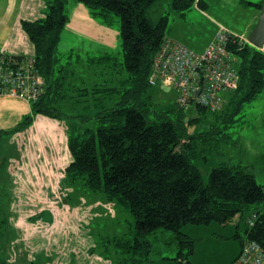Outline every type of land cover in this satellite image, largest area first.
<instances>
[{"label": "trees", "instance_id": "trees-1", "mask_svg": "<svg viewBox=\"0 0 264 264\" xmlns=\"http://www.w3.org/2000/svg\"><path fill=\"white\" fill-rule=\"evenodd\" d=\"M67 1L46 0L45 16L21 22L34 53L32 57L16 55L34 58L45 83L38 98L29 102L0 94L26 101L31 108L14 130L0 131L1 151L8 152L6 141L32 126L39 115L61 121L70 155L60 179L61 186L71 190L64 199L78 191L95 193L103 204L128 210L142 236L159 228L174 231L180 242L190 245L187 256L194 253L196 240L182 231L184 225L240 223L245 212L256 205L246 236L238 232L234 235L240 239V250L224 264L240 257L249 241L258 242L264 250V184L257 181L252 167L220 164L213 167L205 182L195 162L204 149L202 145L214 134L225 133L243 104L262 92L264 50L249 44L234 45L239 84L226 94L220 111L197 106L193 117L176 101L177 105L167 111L157 110L153 118L152 88L162 84L151 83L149 77L155 54L170 37L166 34L167 15L155 24L148 16L158 0H78L102 23H110L107 21L112 15L121 18L123 65L128 77L120 87L105 83L79 86L71 76L75 70L62 64L58 46L68 22ZM262 3L256 5L261 9ZM194 4L205 6L203 0L172 2L181 13ZM103 60L110 61L111 56ZM117 93L120 99L109 105L108 96ZM170 111L176 113V118L169 115ZM202 123L207 129H201ZM14 157L21 158V153L16 151ZM14 157L0 155V174H11L10 158ZM141 242L150 245L147 240H138ZM0 264L12 263L3 260ZM178 264H190L189 257L184 263L180 256Z\"/></svg>", "mask_w": 264, "mask_h": 264}, {"label": "rangeland", "instance_id": "rangeland-1", "mask_svg": "<svg viewBox=\"0 0 264 264\" xmlns=\"http://www.w3.org/2000/svg\"><path fill=\"white\" fill-rule=\"evenodd\" d=\"M3 1L0 0V3ZM72 1L68 0L66 4L68 22L61 35L63 43L58 47L62 64L75 70L71 76L79 86L105 83L120 87L128 77L123 65L121 18L112 15L107 21L110 23H102L83 3L76 0V3L86 9L93 22L92 25H86L79 16L81 10H77ZM203 1L204 7L194 4L181 13L173 8V0H158L149 9L148 16L155 24L163 15H167L166 34L196 51H203L222 28L248 36L250 31L245 25L257 12L260 14V8L256 4L264 0ZM68 25L83 27V31L69 27L67 33ZM107 30L118 34L113 40H104ZM91 33L93 35L90 36ZM97 35L100 37L97 38ZM17 42L24 51V46L29 45L24 55L32 57L34 48L23 29L21 35L17 36ZM104 56H111V60H103ZM90 57L93 60H90ZM230 91L223 94L224 104L226 94ZM151 93L154 112L150 116L153 118L157 117V110L167 111L177 105V93L169 87L158 85L152 88ZM117 95L108 96L109 105L120 99V94ZM223 106L221 105L220 110ZM196 108L190 106L185 112L195 116ZM30 113L31 108L26 101L17 97H0V131L14 130ZM169 115L176 118L175 112L170 111ZM209 115L212 116L211 113ZM235 118L236 121L225 133L214 134L213 138L202 145L204 149L195 162L205 182H208L213 167L224 163H241L251 166L257 181L264 184V88L254 100L243 104ZM46 121L40 122L37 117L32 126L22 131L23 134L16 133L10 141H6L8 152H2L0 149V155L8 157H14L16 151L21 153V158L17 160L15 157L10 158L11 174H0V262L9 260L12 264H178L181 256L184 263L189 257L190 264H224L240 250V239L234 235L238 232L241 236H246L245 230L252 224V220H248L252 217L256 205L245 212L240 223L235 221L228 226L216 222L184 225L182 231L196 240L194 253L187 256L190 245L180 242L174 231L159 228L142 236L137 232L135 217L128 210L109 203L103 204L95 193L78 191L64 199L71 190L63 188L60 179L64 174L62 167L68 164L70 155L63 136H58V132L63 128L62 122ZM200 127L202 130L207 129L204 123ZM4 136L8 137L6 133ZM17 167L22 171L37 169L42 173L41 178L18 183L13 174ZM49 176L50 182L46 181ZM18 188L27 191H18ZM32 192H36L35 197H39V200L43 194H49L52 204L56 203L57 206L48 209L43 214L44 217L31 215L32 223L45 224L41 226L39 223V226H35L36 231H28V238H23L20 234L19 240L16 241L17 231L12 220L16 215L14 209L20 208V212L28 210L29 205L23 200L28 198L29 201ZM30 204L34 208L39 206L33 205L32 201ZM25 214L26 212L23 216ZM66 214L75 219L74 223L67 227L63 220ZM47 218H53V221L61 224H56V227L54 225L51 229L54 223ZM40 233L47 240L42 245L37 244ZM31 234L34 235L30 236ZM138 240H147L150 245L147 246L144 242L140 244ZM181 251L184 254L180 255Z\"/></svg>", "mask_w": 264, "mask_h": 264}, {"label": "built area", "instance_id": "built-area-1", "mask_svg": "<svg viewBox=\"0 0 264 264\" xmlns=\"http://www.w3.org/2000/svg\"><path fill=\"white\" fill-rule=\"evenodd\" d=\"M218 32L203 51L167 37L155 54L150 82L174 89L180 107L220 110L225 102L223 94L239 84L234 45L253 44L248 36L225 28ZM44 83L34 58L24 59L15 52L0 50V94L29 102L38 98ZM232 264H264V250L258 242L249 241Z\"/></svg>", "mask_w": 264, "mask_h": 264}, {"label": "crops", "instance_id": "crops-1", "mask_svg": "<svg viewBox=\"0 0 264 264\" xmlns=\"http://www.w3.org/2000/svg\"><path fill=\"white\" fill-rule=\"evenodd\" d=\"M75 1L76 0H73L72 4L76 5L77 10H81L79 13L80 19L82 21H84L86 25H92L93 22L88 17L86 9L83 8V6H81L80 4L76 3L77 1L76 2ZM46 5H47L46 0H4L3 2H1L0 3V48H1V50L5 49V50L12 51L15 53H25L26 54L27 53L26 49H27V47H29V45L24 46V48H25V51H24V50H21V47L19 46V44L17 42V36H20L22 33L21 22L24 19L33 20V19H38V18L45 16L46 9H47ZM258 19H259V13L257 12L254 15V17L245 25V28L247 30L251 31L255 27V24L257 23ZM95 24H97V23L95 22ZM69 27H72V29H77L78 31H83V27H81V28L76 27L75 28L73 25H71V26L68 25L66 28L67 33L69 32ZM104 34H105V36L103 37V39L108 41V39L113 40L114 36H116L118 33L115 31L113 32V31L107 30ZM91 35H93V33H91L90 36ZM96 37L99 38L100 36L97 35ZM62 43H63V41L61 38L59 46H58L59 48L62 45ZM18 50H20V51H18ZM71 50H73V48H71ZM38 117L40 118V122L46 121V120L57 122V121L50 119L46 116L40 115ZM53 131L56 134V130L54 129ZM18 134H20V133H18ZM22 134H23V132H22ZM16 135L17 134H15L14 136H16ZM58 136H60V137L63 136L64 141L66 142V134H65L64 128H62L61 132H58ZM26 158H27V156H26ZM15 160H17V158ZM64 167L65 166H63L62 168L64 169ZM36 171H31V170L22 171L17 167L16 171H14L13 174H14L15 180L18 181V183H19V182H26L28 180L31 181V180L40 179L42 173L40 171H38L37 169H36ZM50 177L51 176L46 178V181L48 180L50 182V179H51ZM20 190L27 191V189L18 188V191H20ZM28 191H29V189H28ZM49 191L50 190H48V192ZM24 193L26 195V192H24ZM35 193L36 192L31 193L30 200L32 199V197H34L31 200L32 204L33 205H35V204L39 205L38 207H35V208L32 207V205L30 204L31 201L30 200L28 201V198L24 197L25 200H23V202L26 205H29V208H27L28 210H24V211L20 212V208L14 209V211L16 212L15 213L16 215L12 217V220H13V227L17 231L16 237H15L16 241L19 240L20 234L23 236V238H28L29 237L27 235L28 231H30V230L36 231L37 229L35 228V226L36 225L39 226L38 225L39 223H41V226H43L45 224L44 222L32 223L31 222L32 221L31 215H33V217H34L37 214L40 217H44L43 214L48 209L54 208L57 206L56 203L52 204L53 201L51 200L49 194H47V193L43 194L39 200L38 199L39 197L38 198L35 197V195H36ZM17 211H18V213H17ZM24 212H26V214L23 216ZM47 219L50 220L52 223H54L51 226V229L54 225L56 227V224H61V223H57V222L53 221V218H47ZM63 220L66 223V227H67V225L70 226V223L72 225V223H74L75 219L73 216H69L66 214L65 216H63ZM33 235L31 234L30 236H33ZM44 241H47V240H45L42 233H40V239H39V241H37V244L42 245V243ZM47 244L48 243L46 242L45 245H47Z\"/></svg>", "mask_w": 264, "mask_h": 264}, {"label": "water", "instance_id": "water-1", "mask_svg": "<svg viewBox=\"0 0 264 264\" xmlns=\"http://www.w3.org/2000/svg\"><path fill=\"white\" fill-rule=\"evenodd\" d=\"M248 38L250 42L253 44V46L259 49H263L264 47V1L260 9L258 22L248 34ZM186 120H188V118H186Z\"/></svg>", "mask_w": 264, "mask_h": 264}]
</instances>
